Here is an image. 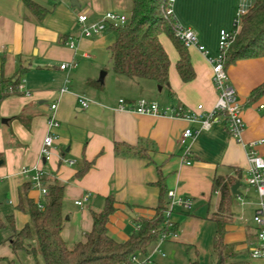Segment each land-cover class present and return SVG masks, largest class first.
I'll list each match as a JSON object with an SVG mask.
<instances>
[{"label":"crops","instance_id":"0c3cea01","mask_svg":"<svg viewBox=\"0 0 264 264\" xmlns=\"http://www.w3.org/2000/svg\"><path fill=\"white\" fill-rule=\"evenodd\" d=\"M33 1L47 10L44 16L38 17L23 0H0V264L36 263L32 254L15 252L11 244L15 232L31 221V215L20 207V194L31 182L23 168L35 166L44 171L46 187L54 182L64 185L62 235L68 244L81 240L92 229V211L101 210L110 195L117 202V210L110 216L108 229L118 241L129 238L136 220L154 216L162 196L159 181L166 189V202L170 190L191 198L190 209L175 205L171 214V220L178 223V236L156 241L147 253L162 264L217 262L213 242L221 196L216 193L214 180L234 177L240 187L239 194H233L231 216L225 226L224 241L229 246L225 264H264V258L250 254L256 244L254 215L259 195L245 180L247 145L264 139V95L250 101L252 90L264 83V56L238 60L228 67L243 106L241 140L229 133L224 122H214L210 129L182 142L183 130L197 129V123L116 109L121 98L129 104L145 98L161 104L186 108L203 104L205 111L213 109L218 96L209 57L218 54L221 29L234 27L242 0H175L177 22L195 30L208 53L188 47L196 77L184 82L177 70L179 53L172 40L162 34L171 65L169 86L161 89L153 80L129 78L109 70L104 76L108 83L101 81L97 72L102 63L96 59V52L108 51L116 34L112 29L91 37L81 33L80 14H87L88 22L98 21L108 11L129 16L132 0H77L76 4L71 0ZM70 37L76 40L75 48L67 44ZM72 62H77V67H60ZM22 80L29 94L4 93L9 83ZM62 88L67 90L61 92ZM81 96L91 100L88 107L79 101ZM55 102L59 125L51 131L58 139L51 159L44 160L41 150ZM257 150L264 156V142ZM242 184L247 187L242 188ZM28 196L36 204H44L45 196L33 184ZM199 241H208L205 246H210L203 259ZM181 245L194 246V252L188 255ZM163 247L167 251L164 256Z\"/></svg>","mask_w":264,"mask_h":264},{"label":"trees","instance_id":"16d2710c","mask_svg":"<svg viewBox=\"0 0 264 264\" xmlns=\"http://www.w3.org/2000/svg\"><path fill=\"white\" fill-rule=\"evenodd\" d=\"M23 1L38 17L46 14L47 10L33 0ZM166 4L167 0H132L128 23L121 28H112L116 38L108 51L115 73L129 78L153 80L162 87L169 86L171 61L160 39L165 34L179 53L177 70L182 80L189 82L196 77L188 47L176 35L175 19L165 16ZM263 56L264 0H253L243 16L236 40L228 51L225 67L228 69L230 64L238 60ZM96 84L103 86L101 82ZM263 95L264 83L252 90L250 101ZM236 182L234 177H218L214 180V188L219 190L221 197L213 245L218 258H222V264L229 256L224 234L234 199L232 186ZM159 184L162 196L154 216L136 220L138 226L127 240L118 241L109 233L110 216L117 210V202L110 195L101 210L92 211V229L81 240L68 244L62 235L65 227L64 185L54 182L47 186L48 194L41 209L28 196V189L32 187V182H29L20 194V207L31 215V221L12 236V248L15 252L25 250L32 254L36 258L35 264H132L131 257L134 254H147L160 235L170 230L166 224L168 202L163 198L166 189L161 181ZM171 230L178 232V223L173 222ZM191 264L199 263L194 261Z\"/></svg>","mask_w":264,"mask_h":264},{"label":"built area","instance_id":"2783aa9c","mask_svg":"<svg viewBox=\"0 0 264 264\" xmlns=\"http://www.w3.org/2000/svg\"><path fill=\"white\" fill-rule=\"evenodd\" d=\"M175 0H167L166 7L164 9L165 16L175 19V31L179 39L187 47H196L202 53L207 54L205 46L199 41L198 34L195 30L190 27H184L177 22L174 16V5ZM248 8L240 6L237 10L234 27L232 29H221L220 37L218 42V54L216 56H210L209 62L212 68L211 79L212 83L217 91V101L213 109L209 111L204 110L203 104H199L196 108H186L181 104H161L157 101H150L145 98L138 99L135 103L129 104L124 98L119 100L117 110L129 111L141 115H153V116H169L173 118H180L189 121L190 123H197L199 127L192 129L187 127L183 130L181 135V141L184 142L187 138L199 134L202 130H208L211 128L214 122H224L229 133L236 138L241 140L242 132L245 128V122L242 116L243 106L238 97V92L235 86L230 81L228 69L225 67L228 51L231 45L236 40V37L242 26V19ZM89 16L87 14H80L78 16V22L81 25V33L86 37L101 35L105 30L112 28L124 27L128 21L129 16L124 13L108 11L98 21L88 22ZM67 44L71 48L76 47V40L73 37L68 38ZM77 62L63 63L61 64L62 69L75 68ZM24 82L22 80L16 84L9 83L5 86L4 93H15L28 91L24 90ZM67 88H62L61 92L66 91ZM79 101L83 107H88L91 100L87 97H79ZM58 104L55 102L51 104L52 113L48 117L49 132L45 136L43 146L41 150L42 158L44 160H50L52 157V150L55 141L58 139L53 131V128L59 125V120L56 115V109ZM263 107V106H261ZM264 142L262 140H256L250 142L248 147V162L249 167L245 175L246 182L254 187L259 195L258 208L254 215V222L256 224V244L250 249V254L253 258H264V156L261 155L257 147ZM74 161H71L73 163ZM190 164L191 162L188 161ZM23 172L30 176L31 182L34 187L41 190L42 194L46 196L48 194L47 187L43 182L44 171L35 166L33 168L24 167ZM216 193H219L216 190ZM168 209L166 211L167 227L170 229L167 232H163L158 243H161L167 239H173L178 236V232L172 231L173 221L171 220V214L175 205H180L184 209H190L192 207V199L189 197L178 196L174 190L168 191ZM78 205H82V201H76ZM41 209L44 205L41 203L38 205ZM138 225L135 226V228ZM164 256L165 253H162ZM132 264H162L151 259L150 254H134L131 257Z\"/></svg>","mask_w":264,"mask_h":264},{"label":"rangeland","instance_id":"374dc122","mask_svg":"<svg viewBox=\"0 0 264 264\" xmlns=\"http://www.w3.org/2000/svg\"><path fill=\"white\" fill-rule=\"evenodd\" d=\"M71 3H72V0H71ZM242 3L240 4V6H243L244 8H248L253 3V0H242ZM111 32H113V31H111ZM96 55H97L96 59L102 63V68H100L99 71L97 72L98 76L100 77L102 72H108V70L113 73L114 70L112 68V64L110 61L109 51H106V50L98 51V52H96ZM108 80H109V78H105L104 83H108ZM244 185L245 184H242V188L247 187L246 185L245 186ZM248 186H250V185H248ZM204 233H205V231H204ZM203 238H204V236H203ZM199 242H202V241H199ZM206 243L202 242V244L200 243V245L197 244L200 248L201 259H203L205 257V255L210 252V246L206 247L205 245L208 244V243L207 244ZM181 247L186 253L188 252V255H190V253L194 252V246H192V245H189V246L188 245H181ZM155 249H156V246L153 248V251ZM187 249H189V251H187ZM161 251L164 253H167V251L165 250L164 247L161 249ZM151 252H152V250H151ZM183 255L187 256V254H185V253H183ZM179 257H180V255H179ZM180 260H181V257H180L179 261Z\"/></svg>","mask_w":264,"mask_h":264},{"label":"water","instance_id":"95a60500","mask_svg":"<svg viewBox=\"0 0 264 264\" xmlns=\"http://www.w3.org/2000/svg\"><path fill=\"white\" fill-rule=\"evenodd\" d=\"M73 4L77 3V0H72ZM106 72H102L100 75V80L103 81L104 76H105ZM162 86H159V89H161ZM239 179H241V176L239 177ZM239 187H240V181H237L233 186H232V193L233 194H239ZM215 264H222V258L220 257L217 262Z\"/></svg>","mask_w":264,"mask_h":264}]
</instances>
